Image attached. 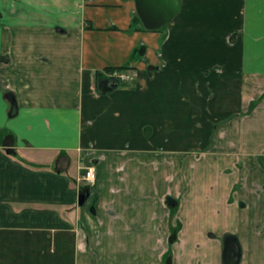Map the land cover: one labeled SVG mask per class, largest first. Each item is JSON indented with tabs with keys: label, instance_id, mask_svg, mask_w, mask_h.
<instances>
[{
	"label": "crops",
	"instance_id": "obj_1",
	"mask_svg": "<svg viewBox=\"0 0 264 264\" xmlns=\"http://www.w3.org/2000/svg\"><path fill=\"white\" fill-rule=\"evenodd\" d=\"M141 28L130 0H0V264H223L226 236L264 264V0Z\"/></svg>",
	"mask_w": 264,
	"mask_h": 264
},
{
	"label": "water",
	"instance_id": "obj_2",
	"mask_svg": "<svg viewBox=\"0 0 264 264\" xmlns=\"http://www.w3.org/2000/svg\"><path fill=\"white\" fill-rule=\"evenodd\" d=\"M130 1L135 3L137 16L141 25L147 31H158L166 27L176 16L181 5V0ZM112 82L111 80V83ZM111 88H114V85ZM12 108V112L14 113V104ZM87 197L88 193H80L77 199L78 205L82 206ZM240 258L241 251L236 238L233 236H226L224 238V248L222 252L223 264H239Z\"/></svg>",
	"mask_w": 264,
	"mask_h": 264
},
{
	"label": "trees",
	"instance_id": "obj_3",
	"mask_svg": "<svg viewBox=\"0 0 264 264\" xmlns=\"http://www.w3.org/2000/svg\"><path fill=\"white\" fill-rule=\"evenodd\" d=\"M87 29H92V28L90 26H88ZM141 29L145 30L143 26H142ZM114 70H118V71H127V70L134 71V68H130L128 66L108 67V68L104 69L103 72L96 73L95 74V82H96L97 90L99 92H110L113 89V88H109L108 87L107 81H106L107 78L105 79V76L108 75L109 73H111ZM108 80H109V82L111 81L110 79H108ZM115 84H117V83H115ZM114 87H116V86H114ZM255 104L256 103H252L250 108L252 109ZM88 191H89V188L87 186H82V188L80 190L81 193H88ZM168 201H169V199H168ZM172 211H176V208L175 209L173 208ZM177 233H178V229L177 228L173 229L172 236L175 237Z\"/></svg>",
	"mask_w": 264,
	"mask_h": 264
},
{
	"label": "built area",
	"instance_id": "obj_4",
	"mask_svg": "<svg viewBox=\"0 0 264 264\" xmlns=\"http://www.w3.org/2000/svg\"><path fill=\"white\" fill-rule=\"evenodd\" d=\"M130 71V70H129ZM127 71L114 70L108 74L110 80L114 83H125L133 80V75ZM95 169L93 166L86 167L80 177V181L86 184H91L94 181Z\"/></svg>",
	"mask_w": 264,
	"mask_h": 264
},
{
	"label": "rangeland",
	"instance_id": "obj_5",
	"mask_svg": "<svg viewBox=\"0 0 264 264\" xmlns=\"http://www.w3.org/2000/svg\"><path fill=\"white\" fill-rule=\"evenodd\" d=\"M129 71V70H128ZM132 75H133V80L132 81H129V82H125V83H117V84H115V83H111V81L109 82V80L108 79H110L109 78V76L107 75L106 76V81H107V85H108V87L109 88H111L113 85L114 86H121V87H127V86H131V85H134V82H135V72L134 71H129ZM259 102V100L256 102V103H258ZM255 105H257V104H255ZM255 105H254V107L253 108H256L255 107ZM252 110V109H251ZM259 160H261V158H259ZM83 186H86V184H83ZM89 188V187H88ZM171 217H172V219H174L175 217H176V211H172L171 210ZM174 227L175 228H177L178 229V231H180L181 230V223L178 221V220H176L175 221V223H174ZM263 228H264V226H263Z\"/></svg>",
	"mask_w": 264,
	"mask_h": 264
}]
</instances>
